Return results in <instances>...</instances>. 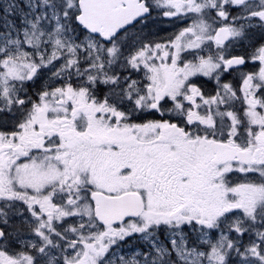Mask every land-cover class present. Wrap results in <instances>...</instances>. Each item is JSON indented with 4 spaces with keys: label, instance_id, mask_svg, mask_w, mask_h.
Instances as JSON below:
<instances>
[{
    "label": "snow or ice",
    "instance_id": "obj_1",
    "mask_svg": "<svg viewBox=\"0 0 264 264\" xmlns=\"http://www.w3.org/2000/svg\"><path fill=\"white\" fill-rule=\"evenodd\" d=\"M0 264H264V0H0Z\"/></svg>",
    "mask_w": 264,
    "mask_h": 264
}]
</instances>
